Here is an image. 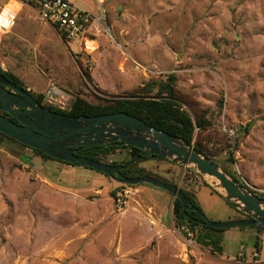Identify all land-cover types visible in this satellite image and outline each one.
Returning <instances> with one entry per match:
<instances>
[{
	"label": "rangeland",
	"instance_id": "374dc122",
	"mask_svg": "<svg viewBox=\"0 0 264 264\" xmlns=\"http://www.w3.org/2000/svg\"><path fill=\"white\" fill-rule=\"evenodd\" d=\"M66 1L94 23L72 40L27 3L19 9L0 0L18 11L0 33L1 70L61 110L76 96L91 103L137 92L155 97L171 74L179 104L205 122L190 145L201 144L222 170L264 195V0ZM51 86L61 94H48ZM0 137V264H264L257 254L245 263L228 257L238 244L222 254L187 243L173 218L174 197L161 188L123 184ZM170 162L142 164L199 188L208 219L235 215L208 177ZM252 246L244 242L243 250Z\"/></svg>",
	"mask_w": 264,
	"mask_h": 264
},
{
	"label": "water",
	"instance_id": "95a60500",
	"mask_svg": "<svg viewBox=\"0 0 264 264\" xmlns=\"http://www.w3.org/2000/svg\"><path fill=\"white\" fill-rule=\"evenodd\" d=\"M0 133L52 158L76 163L112 176L120 183L133 185L145 182L161 188L177 198L184 211L191 209L198 212L202 218L199 222L201 225L217 229L245 226L264 229L263 197H259L249 187L222 170L218 164L197 152L185 139L150 126L126 112L70 117L38 103L28 90L0 73ZM112 143L136 147L152 157L167 159L191 169L200 176L208 177L213 188L219 191L218 194L231 207L249 218L210 220L198 208L189 207L186 196L178 186L148 175L133 178L124 176L121 170L141 156L121 165L100 162L76 154L81 148Z\"/></svg>",
	"mask_w": 264,
	"mask_h": 264
},
{
	"label": "trees",
	"instance_id": "16d2710c",
	"mask_svg": "<svg viewBox=\"0 0 264 264\" xmlns=\"http://www.w3.org/2000/svg\"><path fill=\"white\" fill-rule=\"evenodd\" d=\"M4 4L5 3H3L0 6V8ZM62 35L65 38L64 34ZM0 73L3 74L7 79L11 80L16 85L25 89V87L21 84V81L19 80V78H17L16 76L10 74L7 71H3L1 69H0ZM173 81H174V76L169 74L166 81L158 86L155 97L146 96V95H143L141 92L140 93L137 92L135 94L133 93L131 95L114 98L113 100L108 101L107 103H103V102L91 103L81 96H76L74 99H72L71 104L67 110H61L49 104L48 105L44 104L42 100L43 96L41 94H37V93L35 94L31 91H28V92L34 97V99L38 103L42 104L43 106L49 108L52 111L65 114V115H69L70 117L80 116V115L91 116V115L106 114V113H112V112H126L129 115L131 114V115H134L140 118L142 121L146 122L150 126H153L157 129L159 128L161 130L166 131L169 134L183 138L189 144H191L193 141L195 129L197 128L203 129L205 126V122H203V120L201 119L193 120L192 117L189 115V113L182 108V106L178 102V98L176 97L175 92H173L174 91ZM3 114L5 115V113ZM0 136L10 139L14 142H17L16 140L2 133H0ZM21 145L24 147H27L23 144ZM193 148L197 152L201 153L202 155L206 156L208 159L216 163V161L211 159V157L207 153L203 152L204 149L201 147V144L195 143ZM74 149H76V147H74ZM32 150L37 155H40L45 159H50L52 161H56L64 165L79 167V165L76 163H68V162H65L59 159L52 158L40 150H36V149H32ZM120 153H122L123 155L122 159L119 162H116V161L111 162L112 164L125 165L134 157L141 156L138 160L128 164L124 169L121 170V173L124 176L133 178V177L148 175V176H152L158 179L159 181L176 185L182 190V192L186 196L189 207H196L199 209V211L202 214H204V212L202 211L203 209L197 202L195 194L192 192V190H188L189 186L188 188H185L180 185H177L176 182L170 181L167 178L153 175L150 171H148V169H146L145 165L142 164L143 161H146L148 159L160 161V160H165L164 158L157 157V156L152 157L151 154L145 151H141L140 149L136 147H133L130 145L120 146V145H117L116 143L108 144V145H100V146L99 145L90 146L87 148H81L80 150L76 151L77 155L91 157L92 159L96 161H100V162H105L108 156H113V155H117ZM82 167H84L85 169L93 170L92 168H89V167H85V166H82ZM229 175L237 179L236 176L230 173ZM237 180L238 182H240L239 179ZM142 183H145V182H142ZM142 183H138V184H142ZM138 184H135V185H138ZM145 184H148V183H145ZM167 193L170 194L169 192ZM217 195L224 201V203L230 209L233 210V212H235V215L229 218V220L249 218L248 216L239 212L237 209L231 207L219 194ZM257 195L259 197L264 198L263 194L262 195L257 194ZM171 210H172L173 218L175 219V225L178 229H179V226H182V225L188 226L194 234V237H195L194 240L198 244L209 247L211 251L213 252L222 253L221 233L225 229L211 228V227H207V226L199 224V222L202 220L200 214L191 209L184 211L182 208L181 202L177 198H174L173 206ZM238 228L243 229V227H238ZM251 228H254L257 231L264 230L263 228L255 227V226H251ZM254 246L256 250H258L257 242L255 243Z\"/></svg>",
	"mask_w": 264,
	"mask_h": 264
},
{
	"label": "built area",
	"instance_id": "2783aa9c",
	"mask_svg": "<svg viewBox=\"0 0 264 264\" xmlns=\"http://www.w3.org/2000/svg\"><path fill=\"white\" fill-rule=\"evenodd\" d=\"M14 4H29L31 5L39 17L50 24L51 26L57 28L62 34H64L66 39H75L85 34L89 30L91 25L92 16L86 10L79 8L66 0H10ZM8 3V2H7ZM5 3L4 6L0 8V33H6L15 24V19L18 11H14L13 6L7 7ZM48 94H61L60 91L56 90L55 87L51 86L47 90ZM228 133H232L231 128H227ZM122 195V194H120ZM118 202H122V197L117 198ZM179 230L182 231L185 240L190 245L196 244L194 240V234L188 226H179ZM256 254L252 256L254 258ZM238 263H245L247 260L242 254H238L235 257Z\"/></svg>",
	"mask_w": 264,
	"mask_h": 264
},
{
	"label": "crops",
	"instance_id": "0c3cea01",
	"mask_svg": "<svg viewBox=\"0 0 264 264\" xmlns=\"http://www.w3.org/2000/svg\"><path fill=\"white\" fill-rule=\"evenodd\" d=\"M9 2H12V1L9 0ZM17 5H19V9L23 6V4H20V2H18ZM28 8H30L35 13H37L35 11V9L29 4H28ZM0 139H1V137H0ZM154 162H155V160H154ZM186 186L188 187L187 184H186ZM182 187H185V186H182ZM198 189L199 188H197L196 190H193L194 194H196ZM188 190H190V189H188ZM227 220H229V219H227ZM221 235H222V240H221L222 254H225V252H231L232 254H234L233 248H231V245L233 243L236 245L238 244L239 249L236 251V253L234 255H227L228 257H236L240 253L243 255V257H245L247 260H249V258L252 257L255 253V254H257V258L255 261L264 262V230L257 231L254 228H251V226H245V228H243V229H240L238 227L231 228V229L227 228L221 233ZM244 242H246V244L249 243L253 246L249 249L243 250ZM256 242L258 244V247H257L258 250H256V248L254 246Z\"/></svg>",
	"mask_w": 264,
	"mask_h": 264
},
{
	"label": "flooded vegetation",
	"instance_id": "af4514ba",
	"mask_svg": "<svg viewBox=\"0 0 264 264\" xmlns=\"http://www.w3.org/2000/svg\"><path fill=\"white\" fill-rule=\"evenodd\" d=\"M113 144V143H112Z\"/></svg>",
	"mask_w": 264,
	"mask_h": 264
}]
</instances>
